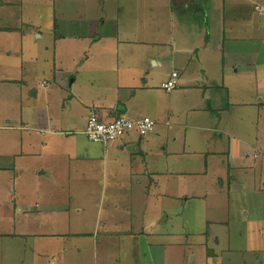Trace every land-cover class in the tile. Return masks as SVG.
Instances as JSON below:
<instances>
[{"label": "crops", "instance_id": "crops-1", "mask_svg": "<svg viewBox=\"0 0 264 264\" xmlns=\"http://www.w3.org/2000/svg\"><path fill=\"white\" fill-rule=\"evenodd\" d=\"M243 8L227 0H0V178L12 173L9 183L0 179V219L23 224L16 232L0 230L2 242L13 235L23 239L17 248L2 246L0 255L11 254L19 263L22 254L23 263L35 264L56 251L49 241L65 238L61 231L80 246L93 239L98 255L103 217L117 213L80 200L79 193L72 198L67 188L128 190L139 211L145 204L135 190L159 194L162 187L175 194L169 186L178 173L206 174L207 182L214 173L217 192L226 184H240L241 190L257 184L264 170V128L254 146L231 154L225 137L233 145L239 137L220 127L221 114L246 106L256 109L258 127L264 125V38L255 33L256 18L264 25V7L256 4L246 16ZM173 71L178 84L167 90L163 83ZM95 110L105 120L148 115L156 123L145 135L133 129L104 143L83 132ZM225 155L249 177L227 181ZM67 216L72 220L62 224ZM166 219L159 214L153 225ZM217 222L228 235L235 230L231 219ZM135 228H107L103 237H130ZM210 237L208 258L220 245L218 235ZM256 247L264 249L262 240Z\"/></svg>", "mask_w": 264, "mask_h": 264}, {"label": "rangeland", "instance_id": "rangeland-1", "mask_svg": "<svg viewBox=\"0 0 264 264\" xmlns=\"http://www.w3.org/2000/svg\"><path fill=\"white\" fill-rule=\"evenodd\" d=\"M227 4L247 7V9L243 8L244 16H246V12L255 10L256 4L264 7V0H227ZM261 24L260 17L256 18L255 33L264 38V25ZM261 62L264 63V61ZM238 74L239 77L243 78L240 72ZM34 75L38 76L37 73H34ZM247 96L250 100H254L253 98L256 97L250 91H248ZM256 115V109L249 106L243 107V109L242 107H235L230 111V114L227 115L226 112L223 115L221 114L223 117L220 124L221 129L231 131L239 137L236 145L231 144V141L228 142V137H225L223 146L226 147L229 153L233 154L248 149L245 145L247 143L252 142L250 143L252 146L256 144L255 137L257 133L260 137L258 129L264 128L262 124V127H258L257 120L259 119ZM251 118H253V121H251ZM197 150L201 151L203 149ZM197 157L193 158L191 156L190 158L196 160ZM223 159L227 169L231 172V175H227V181L230 182L234 176L239 178L242 176L245 179L249 177L248 174L236 170L235 164L238 162L229 160L227 155ZM3 161L6 162V159L3 158ZM255 169L260 170L258 165ZM187 172L186 175L178 173L173 178L169 189L173 190L175 194L167 192L162 187L159 189V194L153 189L145 193L144 191L137 192L135 190L133 194L136 197L138 196L137 199L145 204V209L142 208L139 211L132 206V195L126 196L128 190H122L119 193L118 190L111 189L110 186V188L105 187L104 189L101 184L95 191H90L87 188L72 187L71 190L67 188V191L71 192V197L79 193L80 200L103 204L105 209L117 213V216L105 215L103 217L104 222H101L100 234L97 238L98 255H95V248L92 247L93 239L84 240V245L80 246L70 238L68 232L63 233L61 231L65 238H61L59 242L56 239L49 241L51 248L56 251L46 259L37 257L35 264H40L42 260L54 258H57L59 263L61 261V264H86L94 260H98V264H264V249L257 250L256 247L259 240L264 243V234L263 236L260 235V227L264 230V170L261 176L256 175L258 180L255 186L252 185L253 188L247 186L244 190H241L238 188L242 187L240 184L234 185L231 183V185L226 184L221 192L216 191L215 184L218 183L212 182L214 173L209 174L208 179H211V181L208 180L207 182L206 174H189V171ZM252 173L254 172L250 174ZM88 177L92 176L89 175ZM11 178L12 173L9 172L3 174L2 179H0L2 183H9ZM87 182L88 180H85V183ZM164 184L162 180L161 186H164ZM112 187L115 188V185H112ZM8 188H10V185L7 186ZM248 188L253 190L250 191ZM168 194L175 197H170ZM143 195L145 196L143 197ZM17 196L22 198V195L18 192ZM3 197H9L8 193ZM127 207H131L128 215L125 213ZM91 209L93 210V208ZM159 214H165L167 221L162 226L155 227L152 220H155ZM241 216L254 219L234 221L235 217L238 220V217ZM75 218L78 217L75 216ZM230 219V224L235 226V230L232 232L231 229L228 235L226 234L228 231L225 230L223 224L217 221ZM71 220L72 218L67 216L62 224H69ZM90 224L94 225L95 230L97 224L93 221H90ZM128 226H135L136 228L132 230L138 234L132 233L130 237H126V233L123 232L121 234L122 238L118 237L111 240L103 237V234L107 232V228L110 232L117 230L122 232ZM22 228L23 224L11 217L0 219V230L13 232L15 229L18 231ZM140 230H143L144 234ZM239 230L246 231V233L241 235L242 233ZM213 235L219 236L220 245L216 247L217 255L208 258L206 247L213 245V238L210 237ZM8 237L9 239L3 242L0 237V249L2 246L6 247L8 245L17 248L23 244L22 238L16 239L14 235V238L12 236ZM228 242H231L230 247ZM69 247L70 251L67 253ZM23 256L20 254L18 263L11 254L0 255V264H27L26 261L23 263ZM116 260L118 262H115Z\"/></svg>", "mask_w": 264, "mask_h": 264}, {"label": "built area", "instance_id": "built-area-1", "mask_svg": "<svg viewBox=\"0 0 264 264\" xmlns=\"http://www.w3.org/2000/svg\"><path fill=\"white\" fill-rule=\"evenodd\" d=\"M177 76L178 73L173 71L171 78L163 83V87L167 90L174 88L178 84ZM155 123V119L148 115L135 119L122 115L105 120L101 119L95 110L89 114L83 132L92 140L109 143L125 136L133 129L145 135L154 128Z\"/></svg>", "mask_w": 264, "mask_h": 264}]
</instances>
